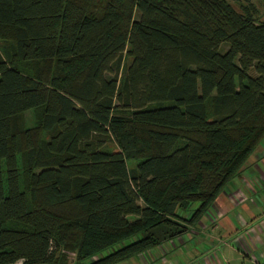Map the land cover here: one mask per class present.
Listing matches in <instances>:
<instances>
[{"label":"trees","instance_id":"1","mask_svg":"<svg viewBox=\"0 0 264 264\" xmlns=\"http://www.w3.org/2000/svg\"><path fill=\"white\" fill-rule=\"evenodd\" d=\"M255 15L0 0V264H117L195 224L264 139Z\"/></svg>","mask_w":264,"mask_h":264},{"label":"crops","instance_id":"2","mask_svg":"<svg viewBox=\"0 0 264 264\" xmlns=\"http://www.w3.org/2000/svg\"><path fill=\"white\" fill-rule=\"evenodd\" d=\"M232 179L237 180L236 185L231 181ZM232 179L214 199V201L218 199L216 205L212 203L210 209L208 208L198 219L195 224L197 229L194 224L187 226L186 232L181 236L117 264H175L170 252L177 246H181L186 251L184 244L190 242L186 235L191 231H194L202 246L208 244L209 250L221 245L226 248L229 255L239 249L245 256L251 251H257L256 248L261 247L262 240L264 241V139ZM258 192L262 196H257ZM240 206L245 210L248 222L238 215L228 216ZM256 254L259 255L258 258L262 257L260 253ZM256 254L253 261L257 264ZM224 257L226 258L225 255ZM210 259L211 261L208 262L203 257L205 264H214V257L210 255ZM219 261L222 264L228 262L222 254ZM69 264H73L72 261Z\"/></svg>","mask_w":264,"mask_h":264},{"label":"rangeland","instance_id":"3","mask_svg":"<svg viewBox=\"0 0 264 264\" xmlns=\"http://www.w3.org/2000/svg\"><path fill=\"white\" fill-rule=\"evenodd\" d=\"M226 1L237 12H239L240 6L247 5V4L252 5L256 12V15H255L256 21L260 23H264V0H226ZM32 122H33L32 113L31 112L25 113L24 114V125L26 127H30L32 126ZM231 181L234 182V184L236 185V181H237L236 179H232ZM256 195L262 196L259 192ZM217 201L218 199L213 202L214 205H216L215 203H217ZM195 207L196 205H192L190 210L194 209ZM187 214L188 213L186 212L184 215L186 216ZM234 215H238L240 218L248 222L247 216L245 214V210L242 209L241 206L235 209V211L231 212L228 216L233 217ZM194 227L195 229H197V225H195ZM193 232L194 231H191L190 233L186 235L187 239L190 240L189 244L188 243L184 244V246L186 247V251L188 250V252L184 251L181 246H177L173 248V250L170 252L171 258L175 260V264H205V261H203V257L206 258L208 262H210L211 261L210 255L214 257V260H215L214 264H222L219 261L220 254H222V257L225 260H228L227 264H256L253 261V257L255 256L256 253L258 254L260 253L262 256L258 258L259 255L256 254L257 264H264V241L263 240H262V246L258 248L255 247L257 251H254V252L251 251L248 254V256H245L244 253L241 252L237 248L236 249L238 253L234 251L231 255H229L227 253L226 248L221 247V245H218L219 247L215 246L211 248L210 250H209L208 244H205V246L204 245L202 246L201 241L199 240V238L195 236ZM220 232H222V230ZM128 242L129 241L123 242L122 245L127 244ZM120 246L121 245L115 246V248H118ZM223 254L226 256V258L224 257Z\"/></svg>","mask_w":264,"mask_h":264}]
</instances>
